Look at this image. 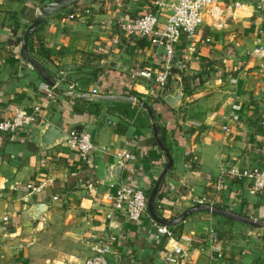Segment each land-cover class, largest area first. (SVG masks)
Instances as JSON below:
<instances>
[{
  "label": "crops",
  "instance_id": "0c3cea01",
  "mask_svg": "<svg viewBox=\"0 0 264 264\" xmlns=\"http://www.w3.org/2000/svg\"><path fill=\"white\" fill-rule=\"evenodd\" d=\"M48 1L0 0V117L11 116L15 108L31 113L39 107L37 120L14 140L0 133V264H85L93 253V235L106 229L112 211L115 191L108 170L123 161L119 181L148 193L167 163L152 128L136 122L139 102L130 103L126 113L117 102L75 95L94 89L97 94L143 93L129 70L151 64L153 48L147 38H127L116 20L144 13L155 0H81L49 16L32 38V56L57 80L52 96L36 70L14 58L17 47L9 42L22 35L30 16L36 17ZM240 1L243 5L222 27L203 26L201 35L182 36L169 88H182L179 106L170 107L163 97L155 105L174 160L164 181L165 201L157 199L164 217H177L206 196L215 206L264 218V190L251 193L246 178L227 177L223 191H215L224 170L251 168L264 160V67L253 55L264 17L256 11V0ZM85 7L90 14L70 18ZM17 13L20 26L13 36ZM167 14V8L161 11L162 22ZM112 61L125 63V69L111 66ZM234 104L241 106L238 120L230 118ZM132 110L135 116L129 115ZM46 122L67 134L89 132L95 145L89 158L84 160L70 141L39 146ZM124 149L135 155L134 161L120 157ZM27 183L37 189L14 190ZM35 202H46V211L38 219L23 218ZM116 218L121 233L109 264H172L165 255L178 246L197 249L189 251L186 264H264V227L233 220L228 234L226 217L203 211L173 227L178 233L173 239L157 241V222L149 211L138 224L123 214Z\"/></svg>",
  "mask_w": 264,
  "mask_h": 264
},
{
  "label": "built area",
  "instance_id": "2783aa9c",
  "mask_svg": "<svg viewBox=\"0 0 264 264\" xmlns=\"http://www.w3.org/2000/svg\"><path fill=\"white\" fill-rule=\"evenodd\" d=\"M243 4L240 0H155L152 6L144 13L134 17H119L116 25L127 38H147L153 48L152 63L144 67H131L129 70L130 79L134 80L143 87V94L161 99L170 88V79L173 73V67L177 63V44L183 35L190 38L201 35L202 27L220 28L224 20L231 17L236 9ZM168 9L165 22L160 18L161 11ZM80 13L71 14L70 18L90 14L89 7L80 9ZM256 11L264 16V0H256ZM262 39L253 51V55L261 60V66L264 67V29H260ZM210 41L209 38L206 39ZM13 55L16 60H21L20 50L13 49ZM184 67L187 63L179 62ZM144 80L141 83L140 80ZM232 83L237 79L232 78ZM149 84V85H147ZM43 89L48 96H52L54 87L43 83ZM98 93L97 89L93 90ZM137 99V98H136ZM39 107H35L33 112H28L23 108H15L14 113L6 118L0 117V133L8 135L14 140L17 133L25 129L28 125L37 120L36 112ZM239 110L241 106L232 105L230 118L239 119ZM229 130L227 126L224 127ZM71 146L78 150L84 160H87L95 148L93 137L87 131L71 130L69 131ZM120 157L126 162L135 160V155L129 150L124 149L120 152ZM223 176L217 179L215 191L222 192L225 179L227 177H244L252 183L251 193L262 192L264 190V160L260 165L251 168H237L235 166L223 171ZM114 189V194L110 196L112 202V211L107 213L106 229L93 235V253L87 257L85 264H109V257L112 255L114 246L121 233L120 224L116 218L117 214H123L133 223H141L143 217L148 214V194L144 189L135 188L126 184L110 183ZM34 191L37 186L33 183L25 185H16L14 190ZM57 199V197H54ZM165 198H161V202ZM197 203H207L213 205L208 197L204 196ZM8 217H4L7 221ZM156 223V222H155ZM216 236V233L214 234ZM175 231L173 227L163 226L156 223V233L153 237L157 241L162 239H173ZM215 249L221 255L220 250ZM195 248H183L178 246L173 250H168L165 255L167 262L172 264H186L185 259L189 256V251H195Z\"/></svg>",
  "mask_w": 264,
  "mask_h": 264
},
{
  "label": "water",
  "instance_id": "95a60500",
  "mask_svg": "<svg viewBox=\"0 0 264 264\" xmlns=\"http://www.w3.org/2000/svg\"><path fill=\"white\" fill-rule=\"evenodd\" d=\"M81 0H50L44 3L42 6L38 8L39 14L36 16L35 20L30 24V26L24 31L22 35V42L20 46V55L21 57L27 61L38 73V75L51 87H57V80L51 76L45 67L39 63L30 53L28 48V41L32 33L42 25L45 20L55 13L58 10L68 8L73 6L74 4L80 2ZM264 17V16H263ZM111 66L115 68L125 69L126 64H121L117 62H111ZM182 88L177 87L172 91H167L163 95V99L166 103L170 105L172 108H177L179 106L180 100L182 98ZM76 96L87 99H96L100 101H113V102H125V103H137V99L133 95L127 94H94V93H75ZM141 106L148 112L151 122H152V130L154 133L155 140L160 147V149L165 153L167 157V163L158 177L155 185L148 196V211L151 217L160 225L175 227L181 224L187 217L193 215L197 212H211L216 215H220L229 219H233L234 221L241 222L244 224H248L255 228L264 227V218L256 219L249 215H245L236 211H232L229 209H224L222 207H218L215 205H210L207 203H197L185 211H183L180 215L173 218H167L158 213L157 210V199L159 195V191L165 181L166 175L174 166L173 156L171 154L170 148L164 142L161 137V133L156 122V117L153 109L146 104H141ZM70 136L57 125L46 122L42 125L40 133L37 137V143L39 146L43 148H50L55 145H58L64 141H68ZM264 153V150H263ZM123 168V161H118L113 165L107 172L109 175L110 183L121 184L119 181L121 176V171ZM109 183V184H110ZM47 209L46 202H35L28 209L24 210L22 213V217L26 219H38Z\"/></svg>",
  "mask_w": 264,
  "mask_h": 264
},
{
  "label": "trees",
  "instance_id": "16d2710c",
  "mask_svg": "<svg viewBox=\"0 0 264 264\" xmlns=\"http://www.w3.org/2000/svg\"><path fill=\"white\" fill-rule=\"evenodd\" d=\"M77 4L78 3H76L74 5H77ZM35 18L36 17L33 15L32 18H31V23L35 20ZM12 20H15V27L12 28L11 32L13 33V36H17L18 30H19V26H20V24L18 23V13L16 15H13ZM40 28H41V25L32 33V35L29 38L28 48H29V53L31 55L36 50L35 47H34V45H33V43H32V38H33V36L35 35V33ZM23 33H22V35H23ZM22 35L16 37L15 40L10 39L9 40L10 44L13 43V44L16 45L17 48H20L21 42H22ZM176 66L177 65L175 64L174 67H173V71L174 72H176L178 70V68ZM125 92L128 93V94L130 93L131 95L135 96L137 98L139 104H146L149 107H151L153 109L154 113H155V105L162 100V99H159V98H156V97L147 96V95H145L143 93H139V92L134 91V90H128V89H126ZM116 104L123 105L124 106V112H126L127 110H130V108L132 106V104L125 103V102H117ZM139 106L140 105H137L136 106L137 109L140 108V111L137 113V116H136V122L139 123V125L142 126V127L152 128V123H151L150 116H149L148 112L145 109H143L141 106L140 107ZM135 112H136V110H132V113H130L129 115L135 116ZM156 122L158 124V127H159V130H160L162 139L167 144V146L170 148V145L166 142V133H165L164 127L159 123L158 118H156ZM153 140H154L155 144H157V142L155 140V137H154ZM163 186H164V183H163V185H162V187H161V189L159 191L158 199L163 196V188H164ZM152 188H153V186L150 188V191L152 190ZM150 191L148 192V195H149ZM157 209H158V206H157ZM225 223L228 225V228L225 231H226V233L230 234L231 226L233 225L234 221H233V219L225 218Z\"/></svg>",
  "mask_w": 264,
  "mask_h": 264
},
{
  "label": "rangeland",
  "instance_id": "374dc122",
  "mask_svg": "<svg viewBox=\"0 0 264 264\" xmlns=\"http://www.w3.org/2000/svg\"><path fill=\"white\" fill-rule=\"evenodd\" d=\"M31 18H32V16H30V20H31ZM148 194V193H147ZM174 231H175V229H174ZM175 233H176V231H175ZM178 233H176V235H177Z\"/></svg>",
  "mask_w": 264,
  "mask_h": 264
}]
</instances>
